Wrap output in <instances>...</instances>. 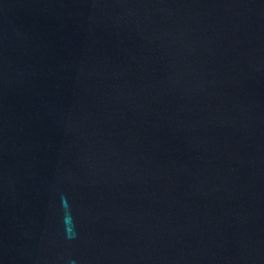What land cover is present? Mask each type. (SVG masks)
Listing matches in <instances>:
<instances>
[{
    "label": "water",
    "instance_id": "obj_1",
    "mask_svg": "<svg viewBox=\"0 0 264 264\" xmlns=\"http://www.w3.org/2000/svg\"><path fill=\"white\" fill-rule=\"evenodd\" d=\"M0 264H264V0H0Z\"/></svg>",
    "mask_w": 264,
    "mask_h": 264
}]
</instances>
